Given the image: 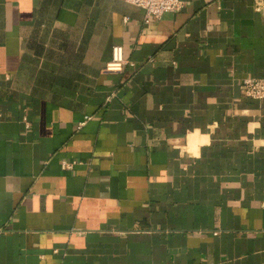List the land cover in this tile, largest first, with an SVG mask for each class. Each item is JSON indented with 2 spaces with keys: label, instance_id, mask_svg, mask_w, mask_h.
Masks as SVG:
<instances>
[{
  "label": "crops",
  "instance_id": "0c3cea01",
  "mask_svg": "<svg viewBox=\"0 0 264 264\" xmlns=\"http://www.w3.org/2000/svg\"><path fill=\"white\" fill-rule=\"evenodd\" d=\"M181 1L0 0V264H264L263 0Z\"/></svg>",
  "mask_w": 264,
  "mask_h": 264
},
{
  "label": "built area",
  "instance_id": "2783aa9c",
  "mask_svg": "<svg viewBox=\"0 0 264 264\" xmlns=\"http://www.w3.org/2000/svg\"><path fill=\"white\" fill-rule=\"evenodd\" d=\"M126 3L139 7L143 10L144 22L158 20L168 12L179 11L182 7L181 0H124ZM264 4V0H263ZM130 62L123 56V47L113 45L111 48V58L105 64L106 72H121L123 67ZM241 93L250 99H264V78L245 77L239 84ZM27 125V123H26ZM75 162H62V168L71 169Z\"/></svg>",
  "mask_w": 264,
  "mask_h": 264
}]
</instances>
